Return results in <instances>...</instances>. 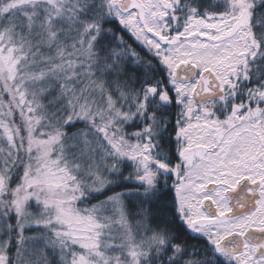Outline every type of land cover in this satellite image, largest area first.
<instances>
[{
  "label": "snow or ice",
  "instance_id": "snow-or-ice-1",
  "mask_svg": "<svg viewBox=\"0 0 264 264\" xmlns=\"http://www.w3.org/2000/svg\"><path fill=\"white\" fill-rule=\"evenodd\" d=\"M0 264H264V0H0Z\"/></svg>",
  "mask_w": 264,
  "mask_h": 264
}]
</instances>
